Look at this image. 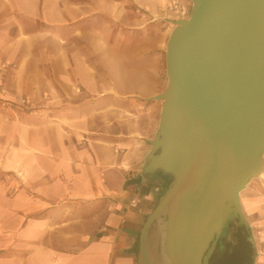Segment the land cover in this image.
<instances>
[{
    "label": "crops",
    "instance_id": "crops-1",
    "mask_svg": "<svg viewBox=\"0 0 264 264\" xmlns=\"http://www.w3.org/2000/svg\"><path fill=\"white\" fill-rule=\"evenodd\" d=\"M159 2L0 0V264H193L205 247L184 194L147 225L170 180L148 169L166 87ZM255 178L238 198L264 264Z\"/></svg>",
    "mask_w": 264,
    "mask_h": 264
},
{
    "label": "water",
    "instance_id": "water-1",
    "mask_svg": "<svg viewBox=\"0 0 264 264\" xmlns=\"http://www.w3.org/2000/svg\"><path fill=\"white\" fill-rule=\"evenodd\" d=\"M191 2L189 16L173 20L167 83L154 96L162 103L148 169L170 180L147 225L184 194L188 221L205 230L193 264H206L229 222L248 225L239 191L264 178V0Z\"/></svg>",
    "mask_w": 264,
    "mask_h": 264
},
{
    "label": "trees",
    "instance_id": "trees-1",
    "mask_svg": "<svg viewBox=\"0 0 264 264\" xmlns=\"http://www.w3.org/2000/svg\"><path fill=\"white\" fill-rule=\"evenodd\" d=\"M250 228L236 217L225 228V234L209 245L206 264H253L254 245Z\"/></svg>",
    "mask_w": 264,
    "mask_h": 264
},
{
    "label": "rangeland",
    "instance_id": "rangeland-1",
    "mask_svg": "<svg viewBox=\"0 0 264 264\" xmlns=\"http://www.w3.org/2000/svg\"><path fill=\"white\" fill-rule=\"evenodd\" d=\"M192 2L191 0H160L159 2V11H160V18L158 19L159 21V29H160V43H159V67H160V80H161V85L166 84L167 82V75L165 71V48H166V42L169 36L170 31L172 28L175 26L173 23V20L178 19V18H187L190 14ZM128 30H141L140 27H128ZM137 36H132L129 37L128 43H131L132 41H135V37L140 38ZM132 39V40H131ZM141 39V38H140ZM108 43H111V45L114 44V40L107 41ZM141 63L139 61L131 62L129 63L130 66H139ZM3 78V77H2ZM5 85V83H4ZM6 89V88H5ZM155 99H145L142 101L145 102V104H140L137 109L142 112V111H147V112H152L149 110V107L151 106V102L154 101ZM264 176V171L262 173ZM257 178V177H256ZM255 178V179H256ZM253 179V180H255ZM258 181L260 183L264 182V178L259 177ZM263 185V183H262ZM231 216H229L230 219ZM228 219V220H229ZM264 255V253L262 254ZM264 261V260H263Z\"/></svg>",
    "mask_w": 264,
    "mask_h": 264
},
{
    "label": "built area",
    "instance_id": "built-area-1",
    "mask_svg": "<svg viewBox=\"0 0 264 264\" xmlns=\"http://www.w3.org/2000/svg\"><path fill=\"white\" fill-rule=\"evenodd\" d=\"M3 66L0 68V106L2 107H7V106H12V103L5 97V85H4V81L3 78L1 76V70H2ZM27 99H23L22 103H26ZM136 199H132L131 200V205H135L136 204Z\"/></svg>",
    "mask_w": 264,
    "mask_h": 264
},
{
    "label": "bare ground",
    "instance_id": "bare-ground-1",
    "mask_svg": "<svg viewBox=\"0 0 264 264\" xmlns=\"http://www.w3.org/2000/svg\"><path fill=\"white\" fill-rule=\"evenodd\" d=\"M258 261V260H257ZM259 262V261H258Z\"/></svg>",
    "mask_w": 264,
    "mask_h": 264
}]
</instances>
